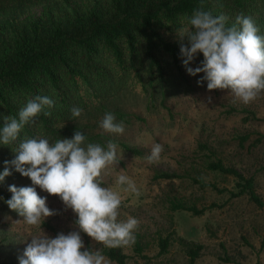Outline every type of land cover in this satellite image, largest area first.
Masks as SVG:
<instances>
[{
    "label": "rangeland",
    "instance_id": "obj_1",
    "mask_svg": "<svg viewBox=\"0 0 264 264\" xmlns=\"http://www.w3.org/2000/svg\"><path fill=\"white\" fill-rule=\"evenodd\" d=\"M188 75L189 83L166 87L153 96L140 89H122L104 101L108 111L129 114L128 121L116 118L117 123L124 124L123 134L105 132L100 121L106 112L94 107L84 110L70 123L75 125V131L85 134L86 143L106 147L111 140L119 146L120 160L105 171L102 186L120 193L119 220L133 217L139 221L134 231L135 244L122 248L127 254L124 264H264V93L245 104L228 89L210 91L206 80L198 83L204 73ZM122 143L138 147L140 152H132ZM156 144L162 145L160 159L149 163L146 157ZM16 155L15 151L3 156L1 173L9 167L12 174L0 186L11 195L10 185L36 187L56 214L46 217L40 227L28 225L0 195L3 264H19V257L33 235L55 238L57 233L80 231L75 223L77 214L59 196L33 185L29 177L5 164ZM214 158L252 176L262 203L254 202L246 193L231 196L230 191L239 189L237 178L209 170L206 162ZM163 171L178 176H159ZM121 174L136 183L139 195L125 192L124 186L117 185ZM194 178H202L213 186H201ZM173 202L205 209L194 215L189 210L172 209ZM80 234L85 249L103 247L83 231ZM165 236L170 239L169 245L160 252L159 238ZM137 243L142 246L141 251L136 250ZM198 243L202 247L191 262L187 247ZM105 257L109 264H119Z\"/></svg>",
    "mask_w": 264,
    "mask_h": 264
},
{
    "label": "trees",
    "instance_id": "obj_2",
    "mask_svg": "<svg viewBox=\"0 0 264 264\" xmlns=\"http://www.w3.org/2000/svg\"><path fill=\"white\" fill-rule=\"evenodd\" d=\"M201 3L214 17H228L226 27L240 14L251 17L258 34L264 35V0H0V129L6 116L18 119L29 99L39 95L54 101V107L45 109L51 115L35 117L12 144L0 143V173L3 156L15 152L23 140L45 138L55 143L74 135L73 107L110 112L104 101L122 89H140L153 96L166 87L189 83L178 29L188 26V18ZM203 60V53H197L188 66H201ZM112 113L128 121L127 112ZM122 145L140 152L138 147ZM206 167L237 178L239 189L230 191L231 196L246 193L262 203L252 176L220 158L207 160ZM159 176L178 175L163 171ZM194 181L213 186L202 178ZM0 195L5 200L12 196L2 186ZM171 208L194 215L205 209L179 202ZM169 240L159 238L160 252L167 250ZM201 247L200 243L187 247L191 262ZM136 250H142L138 243ZM101 252L119 264L126 262L122 248L102 247Z\"/></svg>",
    "mask_w": 264,
    "mask_h": 264
},
{
    "label": "clouds",
    "instance_id": "obj_3",
    "mask_svg": "<svg viewBox=\"0 0 264 264\" xmlns=\"http://www.w3.org/2000/svg\"><path fill=\"white\" fill-rule=\"evenodd\" d=\"M228 17L213 16L205 11L203 3L188 18V26L178 29L181 39L180 53L183 64L190 75L204 73L198 83L207 81L208 90L228 89L235 98L248 104L264 93V35L251 17L240 14L231 27H226ZM239 26V27H238ZM187 43H183L184 39ZM197 53H203L201 66L189 67ZM211 100V97H209ZM54 107V101L47 96L37 95L29 99L18 112V119L4 118L0 129V143L10 145L19 137L21 130L46 108ZM72 116L78 118L83 109L73 107ZM100 127L107 133L123 134V122H116L112 112H106ZM264 130V129H262ZM118 144L109 140L105 146L86 143V136L77 130L72 138L49 143L45 138H31L20 142L17 155L12 161H5L33 185L51 195H57L63 203L78 216L75 221L83 231L105 248L131 247L136 242L134 231L139 226L136 218L125 221L118 219L122 197L111 187L103 185L105 171L119 162ZM162 145L156 144L149 163L160 159ZM5 167L0 173V182L11 175ZM117 185L124 186L125 192L139 195L136 183L127 175H119ZM12 193L6 201L11 210L16 211L31 226L40 227L46 217L55 215L47 206V198L41 197L36 187L9 186ZM80 231L69 234L59 233L55 238L47 234L33 235L19 264H109L101 250H85Z\"/></svg>",
    "mask_w": 264,
    "mask_h": 264
}]
</instances>
